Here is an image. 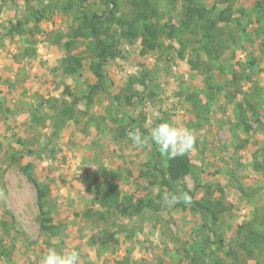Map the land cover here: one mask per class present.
I'll use <instances>...</instances> for the list:
<instances>
[{"label":"rangeland","instance_id":"obj_1","mask_svg":"<svg viewBox=\"0 0 264 264\" xmlns=\"http://www.w3.org/2000/svg\"><path fill=\"white\" fill-rule=\"evenodd\" d=\"M120 1L119 14L132 15L130 2ZM197 1L214 18L226 11L231 20L211 31L192 27L176 38L160 35L154 47L142 42L139 27L131 41L122 38L121 56L105 64V85L89 99L96 81L89 69L92 43L76 39L69 53L86 66L67 75L60 68L67 51L57 38L77 27L79 9L105 13L106 4L0 0V264H40L49 248L76 249L81 264H116L125 257L131 264H188L185 249L202 234L212 236L218 227L228 243L239 223L264 214V0ZM154 2L159 15L151 19L160 25L181 26L185 10L193 9ZM36 8L45 15L38 22ZM131 87L137 92L131 103L117 104L113 97ZM67 89L82 99L59 129L56 109L73 99ZM198 100H211L202 115ZM162 122L195 132V150L188 154L194 166L176 192L200 200L209 186L211 198L228 207L215 225L205 223L193 203L167 208L156 199V146L149 140L137 148L129 133L149 134ZM36 181L48 188L45 207L60 226L57 235L40 228ZM110 183L135 199H154V206L139 217L101 219L104 207L96 201ZM114 220L128 229L137 222L136 233L114 232ZM261 251L245 264H264Z\"/></svg>","mask_w":264,"mask_h":264},{"label":"trees","instance_id":"obj_2","mask_svg":"<svg viewBox=\"0 0 264 264\" xmlns=\"http://www.w3.org/2000/svg\"><path fill=\"white\" fill-rule=\"evenodd\" d=\"M28 1V0H27ZM107 6L105 13H99L91 8H81L77 11L78 25L69 33H60L57 42L67 51L61 59L60 68L67 75H73L82 71L85 68V62L79 55L71 54L69 51L76 46V39L90 40L89 50L93 52L89 63V69L96 77V81L90 85V91L85 97L91 99L92 94L104 87L106 82L105 64L112 59L118 58L122 54L121 42L122 38L131 41L137 36L138 28L140 27L144 34L142 42L150 44L154 47L158 44V37L166 34L168 37L176 38L184 33V30H190L192 27L203 28L210 27V31L217 22L231 20L229 12L220 11L217 17L209 15L210 10L206 5H201L197 0H168L169 2H180L185 7H193L191 10H185L184 19L181 26H176L169 23L158 24L152 21L153 16H158L159 8L154 0H128L132 5L134 12L132 15L122 12V3L120 0H101ZM67 10L68 8L65 7ZM35 18L40 21L45 17L43 9L36 8ZM204 20L205 23H202ZM113 25L119 27V30H114ZM195 29V28H194ZM209 29V28H208ZM197 33L198 31H192ZM69 38L62 42V38ZM152 41V42H151ZM150 42V43H149ZM159 45V44H158ZM208 51L213 50L212 46L204 45ZM146 47V46H145ZM183 49L180 51L183 57ZM140 81V80H138ZM239 79L235 78L238 83ZM135 82L132 79L131 85ZM141 82V81H140ZM227 82V80H226ZM68 88V87H67ZM69 95L73 97L71 101L64 100L56 109L57 127L60 129L63 124L71 120L75 115V105L78 104L82 97L73 94L67 89ZM137 92L131 87L125 94L115 95L113 98L117 104L131 103L132 98ZM209 98L213 99L212 96ZM207 100L204 104L199 100L195 105L198 107V113L202 115L208 109ZM242 114V113H241ZM131 125V124H130ZM128 126V125H127ZM132 130H135L133 128ZM147 132L145 130H141ZM144 136L148 133L145 134ZM147 136V135H146ZM46 145H44L45 147ZM43 147V148H44ZM155 168L159 170L158 174H153L152 184H157L159 191L156 194V199L161 200V195L164 192H176L177 182L188 174L194 164L189 155L178 156L174 159L164 157L159 151H156ZM156 170V171H157ZM38 192V205L40 209V228L48 235H57L60 232V226L53 222L50 211L45 207V200L48 188L40 182H35ZM209 194V195H208ZM213 190L207 187V195H204L200 200H195L193 193L192 210L199 211L206 223L207 219H211L212 225H215L221 219L222 214L227 210L225 202L221 198L212 199L210 195ZM154 199H135L133 195L123 194L118 186L110 183L107 185L105 192L97 199L104 211L100 214L101 219L108 221L112 216L121 218L139 217L142 210L152 208ZM158 204V203H157ZM110 221V220H109ZM108 221V222H109ZM116 233L126 230L128 236L132 237L136 233L137 222L135 226L128 229L127 224L112 221L109 223ZM139 225V223H138ZM213 235L202 234L198 240H195L191 246L185 249V256L189 258L188 264H245L247 260L260 256V251L264 247V214L256 215L253 221H244L237 225L235 235L226 243L225 234L219 228L212 230ZM110 233L108 231L106 234ZM262 254V251H261ZM129 257H125L122 261H117L116 264H131Z\"/></svg>","mask_w":264,"mask_h":264},{"label":"clouds","instance_id":"obj_3","mask_svg":"<svg viewBox=\"0 0 264 264\" xmlns=\"http://www.w3.org/2000/svg\"><path fill=\"white\" fill-rule=\"evenodd\" d=\"M133 145L142 148L149 140L156 146L157 151L166 155L169 159L185 156L195 150L197 137L192 129L176 127L169 122H162L151 128L148 136H144L139 129L129 133ZM161 201L167 208L183 203L190 205L192 197L188 192H164ZM40 264H81V253L76 249L68 252H58L55 248H49L40 260Z\"/></svg>","mask_w":264,"mask_h":264}]
</instances>
